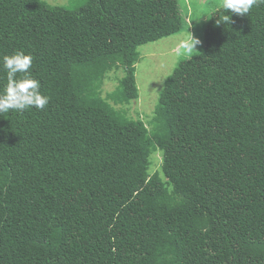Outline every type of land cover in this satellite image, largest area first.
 Here are the masks:
<instances>
[{"label":"trees","instance_id":"1","mask_svg":"<svg viewBox=\"0 0 264 264\" xmlns=\"http://www.w3.org/2000/svg\"><path fill=\"white\" fill-rule=\"evenodd\" d=\"M185 22L178 0H0V92L23 51L49 98L0 113V264H264V4L212 15L151 121L124 110L138 48Z\"/></svg>","mask_w":264,"mask_h":264},{"label":"rangeland","instance_id":"2","mask_svg":"<svg viewBox=\"0 0 264 264\" xmlns=\"http://www.w3.org/2000/svg\"><path fill=\"white\" fill-rule=\"evenodd\" d=\"M52 6H63L75 10L86 0H45ZM182 15L185 19L184 30L180 34L172 35L160 41L149 43L138 48L140 61L137 64L136 82L139 89V98L124 107L129 117L142 119L146 123L152 120L159 103L160 93L167 79L178 65L191 57L201 54L205 49V31L212 15L221 9L222 0H178ZM193 35L200 40L196 50L190 54L177 55V47ZM126 76L124 69L112 71L102 87V95L118 89L120 81ZM120 107V106H118ZM162 154L152 156L151 173L160 171Z\"/></svg>","mask_w":264,"mask_h":264},{"label":"clouds","instance_id":"3","mask_svg":"<svg viewBox=\"0 0 264 264\" xmlns=\"http://www.w3.org/2000/svg\"><path fill=\"white\" fill-rule=\"evenodd\" d=\"M264 4V0H222L221 7L231 10L234 14H248L253 5ZM230 15L225 16L223 22L227 23ZM200 40L193 35L181 43L176 50L177 55L190 54L196 50ZM32 66V57L23 51L3 57L2 67L6 72L7 84L0 92V113H23L29 108L43 110L49 103V98L40 91L41 84L32 78L29 69ZM23 74L17 79V74Z\"/></svg>","mask_w":264,"mask_h":264}]
</instances>
